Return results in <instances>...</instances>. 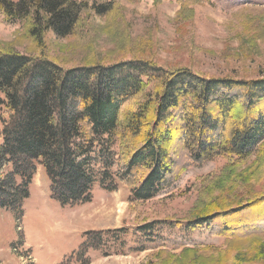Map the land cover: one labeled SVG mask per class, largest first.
Returning a JSON list of instances; mask_svg holds the SVG:
<instances>
[{
	"label": "trees",
	"instance_id": "1",
	"mask_svg": "<svg viewBox=\"0 0 264 264\" xmlns=\"http://www.w3.org/2000/svg\"><path fill=\"white\" fill-rule=\"evenodd\" d=\"M87 8L104 15L112 3L0 0V15L7 21L33 20L29 32L40 45L46 31L71 35ZM149 84H156L153 92H145ZM144 92L136 110L123 111ZM0 98L8 114L0 119V211L13 213L16 221L23 215L37 166L49 181L50 199L60 207L89 202L96 182L107 191L125 185L128 201L139 203L175 181L172 150L177 142L193 163L221 155L240 163L264 141L262 77L204 78L188 68L167 70L143 59L64 69L43 57L0 49ZM255 195L245 202L239 197L233 205L211 199L193 209L185 228H213L214 220H223L221 236L260 234L264 227L258 223L230 220L262 204L264 192ZM154 227L144 223L138 230ZM114 233L85 231L69 261L90 264L89 251L113 254V242L106 238ZM228 240L224 248L201 246L211 252L191 258L198 250L194 246L166 257L169 253L161 248L156 260L224 264L234 243Z\"/></svg>",
	"mask_w": 264,
	"mask_h": 264
},
{
	"label": "rangeland",
	"instance_id": "2",
	"mask_svg": "<svg viewBox=\"0 0 264 264\" xmlns=\"http://www.w3.org/2000/svg\"><path fill=\"white\" fill-rule=\"evenodd\" d=\"M80 1L111 2L112 9L104 15L85 9L71 35L57 37L46 31L42 45L29 32L31 18L9 22L0 15V49L43 57L64 69L143 59L167 70L188 68L204 78H264V0ZM155 87L149 84L145 92ZM145 92L123 111L136 110ZM7 117L0 104V119ZM261 150L264 153V141L240 163L224 155L193 163L177 142L172 150L175 181L139 203L128 201L125 185L107 191L96 182L89 202L60 207L50 199L49 181L37 166L19 221L13 213L0 211V264H79L69 257L88 230L115 231L114 238H106L113 242V254L89 251L90 264H158L156 253L161 248L169 253L166 257L194 246L198 250L188 255L191 258L211 252L201 246L224 248L229 237L234 243L231 258L224 264H264V232L244 238L221 236L218 229L223 220H214L213 228H185L193 209L211 199L233 205L239 197L245 202L264 192ZM261 201L230 220L244 224L249 219L247 224L264 227ZM144 223H155V227L139 231Z\"/></svg>",
	"mask_w": 264,
	"mask_h": 264
}]
</instances>
